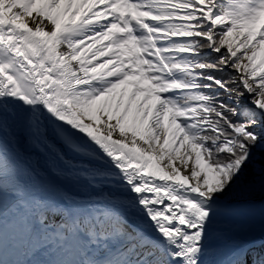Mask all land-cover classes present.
I'll list each match as a JSON object with an SVG mask.
<instances>
[{
  "label": "snow or ice",
  "instance_id": "1",
  "mask_svg": "<svg viewBox=\"0 0 264 264\" xmlns=\"http://www.w3.org/2000/svg\"><path fill=\"white\" fill-rule=\"evenodd\" d=\"M0 264H264V0H0Z\"/></svg>",
  "mask_w": 264,
  "mask_h": 264
}]
</instances>
